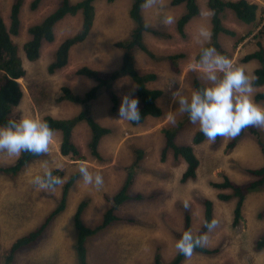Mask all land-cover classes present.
<instances>
[{
  "label": "rangeland",
  "instance_id": "1",
  "mask_svg": "<svg viewBox=\"0 0 264 264\" xmlns=\"http://www.w3.org/2000/svg\"><path fill=\"white\" fill-rule=\"evenodd\" d=\"M76 1V0H73ZM202 9H208V0H198ZM259 5V21L264 14V0H249ZM13 0H0V12L7 25L10 24V12ZM33 0H27L20 15L21 30L13 40L22 48L29 36L28 28L39 23L59 4V0H42L36 10L31 9ZM132 0H97L96 21L89 38L73 48L69 65L55 74L46 70L54 58L56 47L66 38L75 34L81 25V16H70L56 25V40L46 43L40 59L29 62L20 48L22 60L28 70L27 77L20 79L24 96L15 109L20 117L29 116L43 120L45 116L69 118L79 114L83 107L78 104L62 101V88L70 87L77 94L90 90L93 81L75 74L81 66H90L100 70L117 68L122 60V50L115 42L125 39L133 28L129 11ZM185 11V5L172 6L171 0H162V6L143 8V15L150 28L145 34L148 52L136 50V66L141 73L154 72L158 79L151 87L162 92L158 100L163 114L160 118H150L141 125L120 120L118 115L122 97L131 95L138 98L132 80L128 77L114 85L119 99L116 112L111 110L110 100L106 93L90 104V114L100 124L111 129L102 140L100 158L92 155L89 147L91 130L86 122L77 125L74 138L81 150L82 160H73L60 153V135L55 133L50 150L40 160L28 165L14 179L0 176V264L5 258L12 243L35 229L43 218L56 206V199L62 195L64 185L74 175L78 179L70 188L67 207L48 228L45 236L34 246L22 250L15 264H76L73 243L75 240L74 214L83 200L88 201L83 219L90 226L98 225L107 208L105 195L117 193L127 176L125 170L134 160V148L146 150L141 167L136 171L135 183L131 191L150 196L147 200L127 203L117 211L119 216L135 217L146 224L115 222L88 242L89 264H144L160 254L164 261H170L176 254V242L180 239L185 211L192 216V233L196 235L203 222L204 209L201 197H208L215 202V217L218 225L207 234L206 246H223L216 257H205L193 254L183 264H264V249H256L257 239L264 234V187L250 194L243 207V220L238 227L233 224L235 202H222L217 199L218 191L211 182H220L225 176L243 183L252 180L249 169L264 165V152L258 140L264 142V128L255 127L261 137L252 134L249 129L234 146V138H219L215 143L204 141L194 147L200 161L198 178L195 181L182 183V173L186 168L183 158H176L170 151L163 160L162 149L165 144L163 130L176 128L184 120L185 113L179 111L178 101L172 93L178 88L189 97L195 90L197 78L205 86H210L202 78L199 70L189 68L190 62L197 60L201 51L198 43V30L210 26L211 19L200 15L187 26V37L177 32V20ZM168 15L174 23L165 26L161 21ZM225 25L237 32L236 38L222 35L221 43L234 65L246 67L247 74L259 66L257 61L242 63L241 59L264 46V38L259 34L258 25H245L235 18L232 12L224 16ZM244 38V39H242ZM238 39H242L238 42ZM151 52V54H149ZM183 53L179 61L180 72H174L168 57ZM256 90L254 89L255 94ZM139 100V99H138ZM254 101V100H253ZM264 107L262 103H256ZM171 112L173 120L167 118ZM199 126L189 120L178 131L176 142L180 145L192 144L194 134ZM148 134V144L144 145L138 137ZM18 157L0 152V164H12ZM84 165L93 174L103 176V186L83 182L79 168ZM60 169L64 171L62 183L57 187H40L35 181L49 172ZM185 203L189 207L185 208Z\"/></svg>",
  "mask_w": 264,
  "mask_h": 264
},
{
  "label": "trees",
  "instance_id": "2",
  "mask_svg": "<svg viewBox=\"0 0 264 264\" xmlns=\"http://www.w3.org/2000/svg\"><path fill=\"white\" fill-rule=\"evenodd\" d=\"M97 0H59L58 6L50 12L39 23L31 25L28 28V40L22 44V48L13 40V37L18 36L21 30V12L27 0H13L10 12V24L7 25L0 12V127L6 126L10 120L19 121L20 117L15 114V109L19 106L23 96L24 89L20 79H25L28 70L25 68L20 48L25 58L32 63L37 62L42 54V49L46 43H53L56 40V25L63 19L70 16H81V25L72 36L64 39L54 51L53 60L48 63L46 70L49 74H55L69 65L70 54L74 47L84 43L90 36L95 20ZM114 2L115 0H107ZM42 0H33L31 9L36 10ZM145 0H132L129 11L130 19L133 22V28L130 34L122 40L115 42V46L122 50L121 65L114 70H97L89 66H81L75 74L80 77H86L95 82V85L84 94L75 93L70 87L64 86L62 90V101L78 104L83 107V110L74 117L63 119L53 116H45L49 126L54 132H60L62 140L60 144V153L65 157H71L73 160H82L83 155L81 150L73 141V130L81 122H86L91 130V140L89 147L93 156L100 158V144L105 136L110 134L111 129L100 124L90 114V104L94 102L102 90L108 94L111 100V110L116 112L119 107V99L114 91V84L124 77L130 78L134 83V91L139 99V110L141 112V120L137 124L131 122L132 125H139L146 121L149 117H161L163 114L162 108L158 105L157 100L162 95V92L157 89H152L148 84L157 79V74L141 73L136 66V50L148 52L145 44V34L150 31L149 26L143 15L142 4ZM209 10H212L215 15L211 18L212 38L210 44L205 46L215 47L217 52L226 56L220 37L224 34L233 38L238 36L237 32L231 30L225 25L224 16L228 12L237 18L238 21L245 25H258V34L264 38V14L259 21V5L249 0H208ZM172 6L185 5V11L177 20V32L185 38L187 37V26L196 17L200 15L201 7L198 0H171ZM244 39V38H242ZM242 39H238L240 42ZM246 54L242 59V63H250L257 61L259 66L252 72V85L256 90L253 95L255 103H262L264 106V46ZM201 52V51H200ZM200 52L197 56L199 59ZM151 54V52L149 53ZM183 53L172 54L168 57L171 69L178 73L180 72L179 61L183 59ZM195 90L206 87L200 80H194ZM189 121L187 113L184 115V120L179 123L176 128H167L163 130L165 136V144L162 149L163 160L167 154L172 151L176 158H183L186 163V168L182 173L180 181L188 183L195 181L198 178V170L200 161L195 154L194 147L206 141L205 136L199 130L192 139L190 145H180L176 142L177 134L181 126ZM249 131L261 137V132L255 127L244 129L240 135L235 137L229 144L234 146L236 142ZM220 137H217L219 139ZM258 144L264 152V142L260 138ZM134 160L129 167H126L127 176L120 190L113 195H105L107 208L102 217L101 222L96 226H90L83 219L84 212L88 206V201L83 200L77 206L74 214L75 240L73 248L75 252L76 264H89L88 262V242L89 240L109 228L115 222L131 223L144 225L145 222L130 216H119L117 211L127 203L144 201L150 198L142 193H133L131 188L135 183L136 171L141 167V163L146 156V150L134 148ZM43 155L37 156L31 153H22L12 164H0V176L10 177L14 179L28 165L41 159ZM52 177H59L63 180L64 171L60 169L51 172ZM248 173L252 176V180L238 183L229 177L225 176L220 182H211L212 187L218 191L217 199L222 202H235L233 211V224L238 227L243 220V207L247 197L255 192L262 190L264 187V165L255 169H249ZM78 179V175L74 174L70 180L64 185L62 195L56 199V206L43 218L35 229L28 234L16 239L9 248L4 264H15L18 254L29 247L36 245L46 234L48 228L53 221L61 215L66 207L70 188ZM42 181L49 182L48 174L42 177ZM60 184L52 185L50 188L57 187ZM204 214L203 222L199 232L194 235L208 233L206 227L215 217V202L208 197H201ZM264 218V210L260 214ZM185 231L192 232V216L189 211H185L183 219V228L180 237ZM256 249H264V234L256 241ZM223 246L209 247L202 246L195 248L193 254L205 257H216L219 255ZM186 257L179 252L170 260L164 261L160 254H156L153 260L144 264H183Z\"/></svg>",
  "mask_w": 264,
  "mask_h": 264
},
{
  "label": "clouds",
  "instance_id": "3",
  "mask_svg": "<svg viewBox=\"0 0 264 264\" xmlns=\"http://www.w3.org/2000/svg\"><path fill=\"white\" fill-rule=\"evenodd\" d=\"M156 5L162 6V0H145L142 8ZM214 15L212 10H201V16L205 19L210 20ZM161 23L171 25L174 18L168 15ZM197 36L201 52L198 60L190 62L189 68L199 70L210 86L194 90L190 98L182 94L181 88L174 91L172 96L179 103V111L187 113L192 124H198L209 143H215L217 137L235 138L249 127L264 128V107L253 101V78L247 74L246 67L234 65L229 57L217 52L215 47L205 46L210 44L212 38L210 26H202ZM138 105V98H133L130 94L124 95L118 112L120 120L138 124L141 120ZM167 118L174 122L171 112L167 114ZM54 138L55 132L46 121L25 116L19 121L10 120L6 126L0 127V152L12 157H19L25 152L45 155ZM79 172L85 184H94L97 188L103 186L104 180L100 173L93 174L84 165L80 166ZM48 179L49 182H45L37 178L35 183L40 187L62 183L59 177H52L51 173H48ZM187 207L189 205L185 203V208ZM217 225L218 221L213 219L206 227L211 231ZM208 242L207 233L194 236L191 231H185L175 247L180 254L190 258L195 248L206 246Z\"/></svg>",
  "mask_w": 264,
  "mask_h": 264
},
{
  "label": "crops",
  "instance_id": "4",
  "mask_svg": "<svg viewBox=\"0 0 264 264\" xmlns=\"http://www.w3.org/2000/svg\"><path fill=\"white\" fill-rule=\"evenodd\" d=\"M95 21H96V20H95ZM91 33H92V32H91ZM90 35H91V34H90ZM88 38H89V37H88ZM56 48H57V47H56ZM121 62H122V60H121ZM120 65H121V63H120ZM120 65H119V66H120ZM119 66H118V67H119ZM89 67H90V66H89ZM118 67H117V68H118ZM91 68H93V67H91ZM94 69H95V68H94ZM96 69H97V68H96ZM115 69H116V68H115ZM97 70H100V69H97ZM112 70H114V69H112ZM106 71H108V70H106ZM148 73H150V72H148ZM153 73H154V72H153ZM83 78H85V79H87V80H91V79H88V78H86V77H83ZM124 78H126V77H124ZM121 79H123V78H121ZM121 79H120V80H121ZM157 79H158V77H157ZM157 79H156V80H157ZM120 80H118V81H120ZM156 80H155V81H156ZM91 81H92V80H91ZM118 81H117V82H118ZM155 81H152V82H155ZM117 82H115V84H116ZM152 82H150V83L148 84V86H149L150 88H152V87H151V83H152ZM132 83H133V81H132ZM115 84H114V85H115ZM94 85H95V82H94V84L92 85V87H93ZM133 85H134V83H133ZM92 87H91V88H92ZM113 87H114V86H113ZM152 89H154V88H152ZM86 92H87V91H86ZM103 92L106 93L105 90H102V91L99 93L98 98L100 97V95H101ZM106 95L108 96L107 93H106ZM160 97H161V96H160ZM160 97H159V98H160ZM98 98H97V99H98ZM108 98H109V96H108ZM97 99H96V100H97ZM96 100H95V101H96ZM109 100H110V98H109ZM158 100H159V99H158ZM158 100H157V103H158ZM110 105H112V104H111V100H110ZM158 105H159V103H158ZM159 106H160V105H159ZM73 117H74V116H73ZM55 118H56V117H55ZM69 118H71V117H69ZM150 118H157V117H149V118H147L146 121L143 122V123L148 122ZM159 118H160V117H159ZM63 119H67V118H63ZM143 123H141V124H143ZM79 124H80V123H79ZM79 124H78V125H79ZM141 124H139V125H141ZM135 126H136V125H135ZM76 127H77V126H76ZM76 127H75L74 130H73V141H74V142H75L74 132H75ZM56 133L60 135V144H61L62 135H61L60 132H56ZM90 135H91V134H90ZM143 136H144V137H138V139H141L142 142H143V144L146 145V144H148V141H149L148 134L145 133ZM105 137H106V136H105ZM164 137H165V136H164ZM103 139H104V138H103ZM90 140H91V137H90ZM101 143H102V142H101ZM75 144H76V143H75ZM76 145H77V144H76ZM77 146H78V145H77ZM100 146H101V144H100ZM79 149H80V148H79ZM142 149H143V148H142ZM90 151H91V150H90ZM99 152H100V148H99ZM100 153H101V152H100Z\"/></svg>",
  "mask_w": 264,
  "mask_h": 264
}]
</instances>
